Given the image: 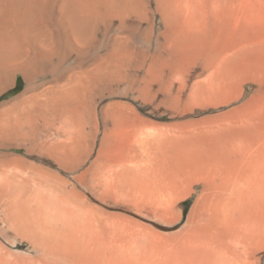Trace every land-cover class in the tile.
Instances as JSON below:
<instances>
[{"label":"bare ground","instance_id":"bare-ground-1","mask_svg":"<svg viewBox=\"0 0 264 264\" xmlns=\"http://www.w3.org/2000/svg\"><path fill=\"white\" fill-rule=\"evenodd\" d=\"M263 67L264 0H0V264H261Z\"/></svg>","mask_w":264,"mask_h":264},{"label":"rangeland","instance_id":"rangeland-1","mask_svg":"<svg viewBox=\"0 0 264 264\" xmlns=\"http://www.w3.org/2000/svg\"><path fill=\"white\" fill-rule=\"evenodd\" d=\"M253 78L254 79L251 80L250 83L246 84L243 87V91L241 90L242 92L240 93L241 94L240 97L238 98L235 97V99L227 106L219 107L221 109L209 108L206 111L205 115L209 116V115L225 112L234 107H239L245 104L246 108L248 107L247 110L249 112H251L252 114L254 113L256 116L260 117L259 118L261 120V121L259 120L260 128L264 130V67L259 73L255 74ZM17 82L19 87L23 85L22 80L20 78L18 79ZM189 189H190V193L184 196L176 203L175 213L173 215V218L171 219L172 224L168 225V228L165 227L164 229H159L161 233L177 235L178 233H180V231H182L183 227L187 225L188 221H190L191 223L194 222L193 220H195L194 217L195 214L192 211H194V208L198 203L199 195L203 193L202 185L191 184ZM191 212H192V217L188 219ZM259 253L261 257V264L262 263L264 264V250L260 251Z\"/></svg>","mask_w":264,"mask_h":264}]
</instances>
